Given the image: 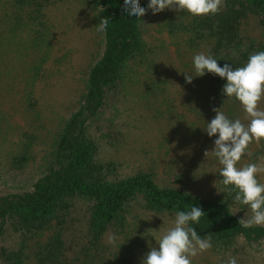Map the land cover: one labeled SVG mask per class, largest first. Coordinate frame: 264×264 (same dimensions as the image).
Wrapping results in <instances>:
<instances>
[{"label":"trees","instance_id":"trees-1","mask_svg":"<svg viewBox=\"0 0 264 264\" xmlns=\"http://www.w3.org/2000/svg\"><path fill=\"white\" fill-rule=\"evenodd\" d=\"M57 1L0 0V138L16 130L11 120L18 108L38 113L36 87L49 76L46 64L59 44L46 11ZM85 1L97 24L101 18L110 21L100 32L102 48L85 67L79 98L55 128L31 184L0 193V264H133L137 248L143 247L135 235L139 219L149 214L174 220L177 211L191 205L205 212L192 226L202 237L211 236L208 252L214 264L229 256L248 264L256 253L264 260V225L242 226L239 220L248 219L250 210L234 201V192L218 190L224 187L218 172L205 190L182 180H161L152 167L125 175L104 154L100 137L107 111L117 109L124 97L134 91L143 96L141 90L144 97H155L168 89L161 116L171 114L173 104L181 121L188 114L197 118L189 126L194 139L215 138L203 131L214 109L221 107L236 119L241 104L223 96L226 81L218 75L193 76L189 83L185 72L194 74L192 58L199 52L211 54L220 66L242 67L250 54L264 51V0H224L215 15L167 9L157 21L161 38L155 46L147 28L151 10L132 20L124 14V0ZM147 2L141 0V6ZM251 24L261 38L250 33ZM167 40L176 48L172 67L180 69L179 82L159 57ZM20 141L15 142L18 152L8 156L14 173L33 159L31 143ZM112 235L116 239L109 243Z\"/></svg>","mask_w":264,"mask_h":264},{"label":"rangeland","instance_id":"rangeland-1","mask_svg":"<svg viewBox=\"0 0 264 264\" xmlns=\"http://www.w3.org/2000/svg\"><path fill=\"white\" fill-rule=\"evenodd\" d=\"M164 11L152 13L149 18L147 28L154 46L159 44L161 38L157 33V21ZM46 12L55 27V38L59 44L46 64L49 76L36 87L37 115L34 116V112H29V109L26 112L25 108H18L17 115L11 120V124L17 123L16 130L8 131V134L0 138V193L3 194L24 189L31 184L30 177L42 162L45 146L51 141L55 128L79 98L85 67L102 48L94 12L85 0H59ZM250 33L257 38L262 37L260 31L255 30L254 24L250 25ZM162 48V52L165 51L159 56L162 65H169L174 70L170 77L179 82L183 79L180 69L172 67V61L177 60L176 48L169 46L168 40ZM146 83L145 80L144 84ZM168 92L167 89L161 95L154 94L155 97L151 95L147 98L144 97V90H141L143 96L134 91L131 96L124 97L118 103L117 109L107 111L106 125L100 136L105 144L104 154L120 164L122 174L152 167L161 180H182L196 189L205 190L211 186L212 178L219 168L218 161L211 153L205 156V152L214 147L215 138L208 141L204 138L205 135L199 137L200 133H196L199 139H194L189 126L196 123L197 118L188 114V120L181 121L173 104H169L172 113L165 114L163 118L161 114L164 108L160 102L169 96ZM259 106L264 109V100ZM237 118L247 123L248 118L241 105ZM105 122L102 120L101 124ZM15 132L18 136L12 138ZM19 139L20 142L31 143L33 159L26 169L14 173L8 156L18 152L19 147L15 142ZM248 150L251 156L243 157L242 164L258 162V157L264 158V139L251 142ZM258 178L264 183V172ZM173 221L166 216L149 214L139 219L135 235L140 236L143 247L137 248L133 264H141L143 256L150 250L149 244H156L155 237L147 234L162 235ZM260 256L261 253H256L248 264H264V260L259 259ZM192 264L214 263L210 253L206 251L193 257Z\"/></svg>","mask_w":264,"mask_h":264},{"label":"clouds","instance_id":"clouds-1","mask_svg":"<svg viewBox=\"0 0 264 264\" xmlns=\"http://www.w3.org/2000/svg\"><path fill=\"white\" fill-rule=\"evenodd\" d=\"M223 3L224 0H148L146 7H142L141 0H124L123 9L132 20L141 19L149 10L156 14L165 9L203 16L217 14ZM109 23V19L101 18L96 25L97 31L106 32ZM192 66L194 74L190 73L193 75L185 72L189 83L193 76L218 75L226 81L221 90L223 96L239 101L247 115L245 123L230 118L221 107L214 109L215 116L203 127L210 138L215 137L214 147L206 151L205 156L211 153L218 161V174L224 186L218 190L228 194L234 192V201L250 210L248 219L239 220L242 226L264 225V183L258 178L264 172V158L258 157V162L241 163L243 157L251 156L249 144L264 139V109L259 106L264 100V51L250 54L242 67L229 63L220 66L218 59L211 54L199 52L194 54ZM204 214L201 207L191 205L190 209L175 213L172 225L162 235L147 234L155 237L156 244H149L150 250L143 256L141 264H192L193 257L211 249V236L202 237L192 226L199 225ZM115 239L114 235L109 236L108 242L114 243ZM221 264H238V260L229 256Z\"/></svg>","mask_w":264,"mask_h":264}]
</instances>
